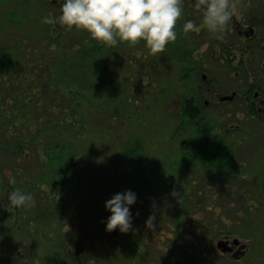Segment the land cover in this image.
I'll use <instances>...</instances> for the list:
<instances>
[{
    "label": "rangeland",
    "instance_id": "1",
    "mask_svg": "<svg viewBox=\"0 0 264 264\" xmlns=\"http://www.w3.org/2000/svg\"><path fill=\"white\" fill-rule=\"evenodd\" d=\"M60 10L61 0H0V264H264V28L261 43L243 42L193 11L185 33L183 10L177 39L153 54L142 40L109 46L42 23ZM206 84L237 95L216 104ZM16 189L34 204L10 207ZM125 190L133 213H176L185 232L143 227L139 254L131 231L110 236L104 203ZM233 238L246 246L240 261L217 248Z\"/></svg>",
    "mask_w": 264,
    "mask_h": 264
},
{
    "label": "clouds",
    "instance_id": "2",
    "mask_svg": "<svg viewBox=\"0 0 264 264\" xmlns=\"http://www.w3.org/2000/svg\"><path fill=\"white\" fill-rule=\"evenodd\" d=\"M197 8H203L202 22L211 33L222 32L237 13L232 0H195ZM181 0H64L60 15L51 13L42 17V23H59L68 29L86 31L90 37L102 44L116 46L120 42L136 44L144 41L151 53H161L167 44L177 39L176 22L182 16ZM192 20L183 24L185 33L194 30ZM175 195V193H172ZM136 193L131 190L115 193L105 201L110 213L105 221V230H132ZM12 208H26L34 204L31 193L16 189L7 195ZM154 216L145 221L153 228Z\"/></svg>",
    "mask_w": 264,
    "mask_h": 264
},
{
    "label": "flooded vegetation",
    "instance_id": "3",
    "mask_svg": "<svg viewBox=\"0 0 264 264\" xmlns=\"http://www.w3.org/2000/svg\"><path fill=\"white\" fill-rule=\"evenodd\" d=\"M64 0H61V5L63 4ZM182 2V8L183 10H187V19L190 20V18H193V11L196 12L195 13V18H197V14L198 12H201L203 13V8H197L195 6V0H181ZM232 3H234L236 5V8H237V11H239V13L242 12H250V13H247V15L245 16V18L242 20V21H239L238 19H233V25L230 24V22L227 24L226 26V29L228 30L229 29V32L231 33H234L239 40H242L243 42L244 41H254L255 39H260V43L262 41L263 38L261 37H258L256 35L257 31L262 33V31L258 30L259 28H264V14L262 13V11L264 12V0H260V2H254V0H232ZM244 9H243V8ZM246 9V10H245ZM242 17V15H240ZM186 19V21H187ZM177 24H180L179 20H177L176 22V25ZM202 24V23H201ZM202 28L205 27L204 25H200ZM206 28V27H205ZM263 33H264V30H263ZM196 38L199 37V35L195 36ZM206 37L207 38H210L212 37V35H208L206 34ZM255 44H257V48L259 50H261V53L263 54L264 56V44L261 43V46L259 44V40H257V42H255ZM239 74V73H238ZM249 86V85H248ZM206 91H207V94H211V88L209 85L206 84ZM255 87V86H254ZM253 90V85L251 84V86L246 90L244 96L247 98L246 101L249 103V98L250 100L251 99V91ZM233 94H235V97L237 95L236 92H233ZM226 96V95H225ZM225 96H222V97H218V94H214L212 95L213 99H214V102L216 104H220V103H225L227 101H232V100H227V101H224L223 100V97ZM259 95L258 94H255L254 95V98L253 99H256V97H258ZM263 101H261L262 103ZM196 103L197 101H194V100H191V104H193V108L197 111V107H196ZM205 103L208 105V101H205ZM254 104L253 103H250L249 104V109L251 110L253 108ZM219 139V138H218ZM219 142L221 143L222 142V139L220 137L219 139ZM239 146L241 145L238 144ZM238 147V146H237ZM192 155V154H191ZM137 202V201H136ZM49 205H46V207H48ZM136 206H132L131 207V210H134ZM96 214L98 213L97 211H95ZM96 214L94 215V219H95V216ZM98 215V214H97ZM110 213L107 212L105 215H104V219L106 220L107 216H109ZM45 217H48V213L45 215ZM148 216H145L144 215V212L143 211H139L138 212H135L133 213V220H132V230H129L131 231V238H132V241H133V245H135L133 247L132 243L131 244V248H133L137 254H139L143 248H144V244L145 242L142 241L141 239V235L144 233L142 231V228L143 227H146L145 226V221L147 220ZM185 220L186 218L185 217H182L181 218H178L176 216V213H166L162 216H154V220H153V225H159V226H168L169 229H171V231H176V233L178 235H182L183 232H185V222H182V220ZM44 222H47V219L44 220ZM97 224V222H96ZM173 224V225H172ZM81 224L79 225H76L75 227H77L75 230H76V234L77 235H81L83 234L84 232V229L81 230ZM148 230H153L152 229H148ZM82 231V233H81ZM96 230L93 231V229L90 230L91 234L94 235ZM116 234L118 233H121L118 229L117 230H113ZM118 232V233H117ZM85 233V232H84ZM122 235H125V233H121ZM110 236H111V232H110ZM140 236V238H138ZM169 239H172L174 240L173 236H168ZM229 241V239H227ZM118 241L120 242V239H115V242L118 243ZM234 241V238L232 240V242ZM91 242L93 244L96 243V237L94 239H91ZM229 243V245L231 247H233V250L232 252H230V254L232 255V257L237 260V261H240L243 257H245L246 255V246H244V248H240L241 246V242L238 244V245H233V243ZM184 255H186V253H184ZM141 264V263H139Z\"/></svg>",
    "mask_w": 264,
    "mask_h": 264
},
{
    "label": "trees",
    "instance_id": "4",
    "mask_svg": "<svg viewBox=\"0 0 264 264\" xmlns=\"http://www.w3.org/2000/svg\"><path fill=\"white\" fill-rule=\"evenodd\" d=\"M182 114L186 117H190L191 120L195 119L196 116L198 115V111H196L193 108V104H191V99L186 100L184 102V107L182 109ZM200 126V125H199ZM202 132H206L204 129H202ZM216 144H221L220 142L216 141ZM207 145L205 144L204 148L202 149V153L200 154L201 158H204L205 160H208L207 157H204L208 155L209 150L205 148ZM198 149V148H197ZM223 162V161H222Z\"/></svg>",
    "mask_w": 264,
    "mask_h": 264
},
{
    "label": "water",
    "instance_id": "5",
    "mask_svg": "<svg viewBox=\"0 0 264 264\" xmlns=\"http://www.w3.org/2000/svg\"><path fill=\"white\" fill-rule=\"evenodd\" d=\"M203 79L205 80L206 77L203 76ZM234 98V94H232L231 96H225L223 97V100L224 101H227V100H232ZM240 243V241L238 239H235L233 241V245H238ZM217 248L222 252V253H227V252H232L233 250V247H231L229 245V241L227 240H220L218 241L217 243ZM240 248H244V245H241Z\"/></svg>",
    "mask_w": 264,
    "mask_h": 264
}]
</instances>
